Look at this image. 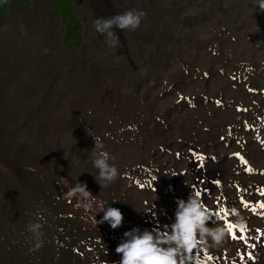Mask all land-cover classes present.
<instances>
[{
  "label": "rangeland",
  "instance_id": "obj_1",
  "mask_svg": "<svg viewBox=\"0 0 264 264\" xmlns=\"http://www.w3.org/2000/svg\"><path fill=\"white\" fill-rule=\"evenodd\" d=\"M54 1L0 3V264H114L125 231H165L178 199L213 184L202 200L207 226L228 229L227 242L264 236V147L251 140L264 135V9L256 0H72L80 49L68 45L77 42L74 28L65 39L69 13ZM129 9L146 13L141 25L114 27L119 43L109 46L94 22ZM72 70L85 76L83 96ZM90 95L108 116L99 126L84 104ZM129 108L128 119L114 120ZM96 137L120 172L106 188L93 166ZM71 180L128 224L113 230L92 213L74 218L64 197ZM34 222L43 225L39 239L27 231ZM194 251L186 264H220L203 246Z\"/></svg>",
  "mask_w": 264,
  "mask_h": 264
},
{
  "label": "clouds",
  "instance_id": "obj_2",
  "mask_svg": "<svg viewBox=\"0 0 264 264\" xmlns=\"http://www.w3.org/2000/svg\"><path fill=\"white\" fill-rule=\"evenodd\" d=\"M257 5L264 9V0H256ZM146 13L129 9L110 18L96 20L94 27L97 32L107 34L109 46L115 47L119 38L113 28L135 31L141 25ZM103 144L95 138L93 151V166L98 170L96 180L101 188H106L119 178L120 172L114 163H110L109 154L102 151ZM81 195L86 200L92 196L86 184L78 183L67 193L69 199ZM175 220L165 231H141L133 227L123 233V239L116 246L115 252L120 256L114 264H186L192 257L194 250L210 244L212 247H221L225 243L228 229L222 226L208 227L210 213L203 204L198 193H191L187 200L176 201ZM77 208L83 207L92 213V219L97 223L107 222L113 230L122 226L124 216L116 207H103V217L100 221L95 218L96 210L91 203L78 202ZM40 223H30L27 231L39 239L42 235ZM38 246H42V241Z\"/></svg>",
  "mask_w": 264,
  "mask_h": 264
},
{
  "label": "bare ground",
  "instance_id": "obj_3",
  "mask_svg": "<svg viewBox=\"0 0 264 264\" xmlns=\"http://www.w3.org/2000/svg\"><path fill=\"white\" fill-rule=\"evenodd\" d=\"M165 2V1H163ZM162 2V3H163ZM44 9L40 8L39 13H43ZM170 13V12H169ZM165 18V17H164ZM164 20V19H163ZM148 21V20H147ZM168 22V21H167ZM158 23V22H157ZM143 25V24H142ZM155 25V24H154ZM258 25V24H257ZM162 26V25H161ZM142 27V26H141ZM140 27V28H141ZM154 27V26H153ZM164 28V27H163ZM263 31V30H262ZM262 35V40L264 41V32L259 33ZM252 37V36H251ZM137 38V37H136ZM135 38V39H136ZM149 39V38H148ZM157 39V38H155ZM169 39V38H168ZM158 41V40H157ZM252 41V40H251ZM142 42V41H141ZM140 45V44H139ZM264 45V42H263ZM256 46V45H255ZM257 48V47H256ZM2 53V54H1ZM5 54H3L2 49L0 48V63H3V60H5L4 58H2ZM253 55V54H252ZM111 58V57H110ZM249 60V59H248ZM240 65V64H239ZM242 65V64H241ZM244 65V64H243ZM1 66V65H0ZM238 66V65H237ZM70 67V66H69ZM250 67V66H249ZM71 68V67H70ZM5 70V69H4ZM260 71V70H259ZM258 71V72H259ZM3 73L2 68L0 67V74ZM72 81L75 82L74 86L76 87V89L78 88V91H76V94L79 92V94H81L83 96L82 93H84L87 89H86V80H85V76H82V73L76 72L72 70ZM3 75V74H2ZM5 75V74H4ZM264 79V78H263ZM258 80V79H257ZM89 92V91H88ZM260 92V91H259ZM92 94V93H91ZM255 94V93H254ZM85 96V94H84ZM91 98H86L84 99L85 101H87V103H84L86 106V109L90 112H92V116H91V123L95 124V125H100L102 123H105L108 120V116H106L105 113H102L100 110L95 109L94 106V102H93V96L90 95ZM80 98V97H79ZM82 100V99H81ZM83 101V100H82ZM79 102V101H78ZM81 102V101H80ZM97 103V102H96ZM129 104V103H128ZM262 104V103H261ZM81 106V105H80ZM78 107V106H77ZM252 110V109H251ZM262 110V109H261ZM103 111V110H102ZM123 111V110H122ZM130 108L127 111H123V113L118 112L116 114L113 115V118L115 121L121 123L124 122L126 119H128V115L130 114ZM104 112V111H103ZM262 112V111H261ZM257 114V112H256ZM89 118V117H88ZM259 116L255 115V119L259 120ZM262 122L264 123V113L262 114ZM251 119V118H250ZM259 124V123H257ZM113 125V124H112ZM256 127V125L254 126ZM258 127V126H257ZM260 128V127H259ZM116 131V129L114 130ZM118 132V131H117ZM159 133V132H158ZM262 133V132H261ZM257 134V132H256ZM213 136V135H212ZM111 138V137H110ZM165 139V138H164ZM206 139V138H205ZM252 143L257 142V140L261 141L263 147H264V135H254V137H252ZM164 141V140H163ZM216 147V146H215ZM257 150L256 148H253V150L251 151V157L256 158L257 160ZM259 159V158H258ZM66 161V160H65ZM258 162V160H257ZM261 167H264V162L261 164ZM259 167V166H258ZM257 168V167H256ZM213 169V168H212ZM263 172V171H262ZM215 174L218 175V170L215 171ZM217 177V176H216ZM216 181V180H215ZM55 182V181H54ZM54 184V183H53ZM216 186V184L208 185V186H204V187H200L199 188V195H200V199L205 201L207 199V197H209L210 194V190H212L214 187ZM164 190V187H161V192ZM164 193V192H163ZM188 193V192H187ZM161 194V193H160ZM159 196V195H158ZM148 197V199H147ZM146 197L147 201L152 204L155 200H157L156 196H154L153 194H150ZM44 198V197H43ZM125 199V198H124ZM159 199H162L163 201H165V195L163 194L162 198L160 197ZM234 199V198H233ZM144 202V201H143ZM141 203V202H140ZM169 203V202H168ZM232 203V201H231ZM144 204V203H143ZM172 204V203H171ZM47 205V204H46ZM142 205V204H141ZM145 205V204H144ZM148 205V204H147ZM155 207V206H154ZM153 207V209H154ZM50 208V207H49ZM51 210V213L53 214V217L58 221V217H57V213L54 212V206L51 205V208L49 209ZM45 211V210H44ZM145 211V210H144ZM213 211V210H212ZM215 211V210H214ZM61 212V211H60ZM65 214V213H64ZM216 214V213H215ZM150 216V215H149ZM47 218V217H46ZM66 218V217H65ZM152 218V216L150 217ZM220 217H218V222H222V220L220 221ZM61 220V219H60ZM249 220V218H246L244 220V226L249 228L251 225V221L247 222ZM56 221V222H57ZM62 221V220H61ZM54 222V221H53ZM59 222V221H58ZM152 222V221H151ZM35 223V222H34ZM64 224V223H63ZM66 226V225H65ZM220 226V225H219ZM61 229V228H60ZM67 229V228H66ZM249 230V229H248ZM50 231V230H49ZM47 234V233H46ZM50 234V233H49ZM230 234H232L230 232ZM241 236H243V234L245 233H239ZM264 234V233H263ZM238 235V234H237ZM247 235V234H246ZM261 235V234H260ZM56 236V235H55ZM64 237V236H63ZM66 237V236H65ZM49 238V237H48ZM68 238V237H67ZM70 238V237H69ZM234 238V237H232ZM59 239V238H58ZM66 239V238H65ZM229 238H225V243L223 244V246L221 247H212L210 246V244H206L203 245L204 248V255H206V250L209 253H213V254H218V260L220 261V264H264V236H257L255 233L252 234V232L250 234L247 235V237H245L246 242L241 241L240 239L234 238L233 242H227ZM231 239V238H230ZM50 240V239H49ZM61 240V239H60ZM62 241V240H61ZM70 242V241H69ZM59 244V243H58ZM201 248V247H200ZM61 249V248H60ZM68 249V248H67ZM38 250V249H37ZM201 250V249H200ZM57 251V250H56ZM198 251V250H197ZM195 252V251H194ZM202 252V251H201ZM226 252H232V254H229L230 256H233V258L231 257L230 259L226 260L224 259V255L226 254ZM40 253V252H39ZM198 253V252H197ZM195 254V253H194ZM26 255V253H25ZM65 255V254H63ZM200 255V254H199ZM203 255V256H204ZM210 255V254H209ZM208 255V256H209ZM60 256V255H59ZM226 257V256H225ZM214 260V259H213Z\"/></svg>",
  "mask_w": 264,
  "mask_h": 264
},
{
  "label": "trees",
  "instance_id": "obj_4",
  "mask_svg": "<svg viewBox=\"0 0 264 264\" xmlns=\"http://www.w3.org/2000/svg\"><path fill=\"white\" fill-rule=\"evenodd\" d=\"M6 0H0V3H4ZM53 1V4L55 3L54 0ZM59 1V4L63 6V9L64 8H67V11L69 13V20L66 18V16H63V20L65 22L66 25H68V34L66 35V38L65 39H68L70 38V31L72 30V28H74V33H75V38H76V43H71L69 42L68 45L72 46V48L74 49H80L81 46H82V40H81V37H80V34H79V31H80V23L79 21L75 18L74 16V13H73V1L72 0H58ZM61 7V6H60ZM56 8V11L58 12L59 8ZM69 21V22H68ZM75 182L74 181H68L66 184H65V188H64V197H65V200H66V206L68 209H70L71 212L73 215H74V218L75 217H81L83 215H88L90 213L91 215V212H88L86 211L83 207H80V208H77L76 205L78 202H81V203H91L93 208L96 210L97 213H100V210L98 208H103V207H107L108 205L106 203H102L100 202L99 200H96V199H93L92 196L89 197L87 200L82 197L81 195H77L75 198H72V199H69L68 196H67V193L69 192V190L73 187H75L74 184ZM78 214V215H77ZM102 215V213H100ZM89 215V216H90ZM88 216V217H89ZM125 217V216H124ZM85 218V217H84ZM85 222L87 220H84ZM124 221H125V224H128L127 221L125 220L124 218ZM92 226V225H91Z\"/></svg>",
  "mask_w": 264,
  "mask_h": 264
},
{
  "label": "snow or ice",
  "instance_id": "obj_5",
  "mask_svg": "<svg viewBox=\"0 0 264 264\" xmlns=\"http://www.w3.org/2000/svg\"><path fill=\"white\" fill-rule=\"evenodd\" d=\"M261 207L264 208V205H261ZM231 227H232V226L229 227V231H231ZM233 235L235 236L234 233H233Z\"/></svg>",
  "mask_w": 264,
  "mask_h": 264
},
{
  "label": "water",
  "instance_id": "obj_6",
  "mask_svg": "<svg viewBox=\"0 0 264 264\" xmlns=\"http://www.w3.org/2000/svg\"><path fill=\"white\" fill-rule=\"evenodd\" d=\"M128 220H130V219H128Z\"/></svg>",
  "mask_w": 264,
  "mask_h": 264
},
{
  "label": "flooded vegetation",
  "instance_id": "obj_7",
  "mask_svg": "<svg viewBox=\"0 0 264 264\" xmlns=\"http://www.w3.org/2000/svg\"><path fill=\"white\" fill-rule=\"evenodd\" d=\"M124 216V215H123Z\"/></svg>",
  "mask_w": 264,
  "mask_h": 264
}]
</instances>
